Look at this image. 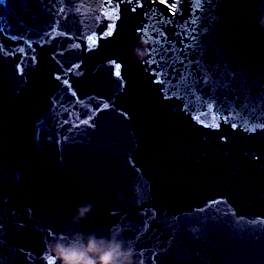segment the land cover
<instances>
[{
  "label": "water",
  "instance_id": "1",
  "mask_svg": "<svg viewBox=\"0 0 264 264\" xmlns=\"http://www.w3.org/2000/svg\"><path fill=\"white\" fill-rule=\"evenodd\" d=\"M261 15L0 0V264H48L80 229L120 232L135 264H264Z\"/></svg>",
  "mask_w": 264,
  "mask_h": 264
},
{
  "label": "clouds",
  "instance_id": "2",
  "mask_svg": "<svg viewBox=\"0 0 264 264\" xmlns=\"http://www.w3.org/2000/svg\"><path fill=\"white\" fill-rule=\"evenodd\" d=\"M252 27V20L245 21ZM256 27L264 32V15L257 17ZM95 205L86 203L78 205L73 220L79 223L93 210ZM54 264H135V249L127 245L118 231L109 230L107 235L98 234L95 230L85 232L82 229L63 236L49 245Z\"/></svg>",
  "mask_w": 264,
  "mask_h": 264
},
{
  "label": "snow or ice",
  "instance_id": "3",
  "mask_svg": "<svg viewBox=\"0 0 264 264\" xmlns=\"http://www.w3.org/2000/svg\"><path fill=\"white\" fill-rule=\"evenodd\" d=\"M173 7H174V5H173ZM113 11L115 12V11H117V10L114 9ZM193 23H195V21H193ZM112 27H114V25L110 26V31H109L108 34H111V28H112ZM117 68H119V65H117ZM117 74H119V73L117 72ZM47 260H48V264H54V260H53V257H52V256L49 255V256L47 257Z\"/></svg>",
  "mask_w": 264,
  "mask_h": 264
},
{
  "label": "bare ground",
  "instance_id": "4",
  "mask_svg": "<svg viewBox=\"0 0 264 264\" xmlns=\"http://www.w3.org/2000/svg\"><path fill=\"white\" fill-rule=\"evenodd\" d=\"M163 1H168V0H163Z\"/></svg>",
  "mask_w": 264,
  "mask_h": 264
}]
</instances>
